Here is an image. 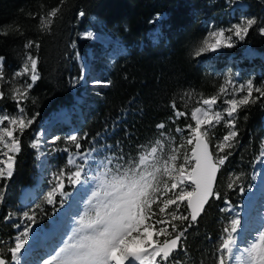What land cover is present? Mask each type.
<instances>
[{"label":"trees","instance_id":"16d2710c","mask_svg":"<svg viewBox=\"0 0 264 264\" xmlns=\"http://www.w3.org/2000/svg\"><path fill=\"white\" fill-rule=\"evenodd\" d=\"M244 1L246 12L256 20L245 41L264 50V37L258 32L264 25V0ZM225 8L223 0H0V56L4 57V77L0 84L4 99L0 100V106L11 104L8 86L12 70L19 66L26 52L38 61L39 79L23 104L25 115L30 119L35 116L37 121L49 110L68 103L72 96L69 79L78 74L74 49L90 46L77 39V32L93 15L122 40L127 52L107 68L104 80L111 83L97 87L93 104L78 124L79 134L88 140L111 129L106 140L115 161L121 165L134 164L142 149L157 142L163 143L164 155H172L173 149H179L176 162H180L191 148L186 144V125L193 123L191 109L203 98L219 97L221 77L204 68L199 61L203 54L195 57L194 51L202 46L207 19L221 20ZM53 11L56 12L54 17L50 15ZM81 11L85 13L83 17L79 16ZM156 14H163V17L153 24L151 20ZM49 19L50 24L42 23ZM153 27L159 30L156 40L148 37ZM29 42L32 46L25 47ZM5 80L9 82L4 83ZM254 82L255 87L264 88L261 77L255 76ZM253 95L259 94L254 92ZM173 103L187 116L176 118ZM263 111L264 97H261L256 103L241 106L236 113L238 136L231 148L220 152L221 156L228 157L214 185V192H219L220 198H210L190 227V216L188 221L173 222L176 232L169 227L171 236L187 228L177 247L176 264H220L224 261L220 246L225 229L229 227L224 205L235 206L249 183L260 146ZM160 123L165 125L163 129L157 127ZM31 127L32 124L22 135L17 132L21 151L15 155L12 177L5 179L3 201L0 202V247L10 244L14 235L15 223L5 218L18 213L19 187L32 181ZM220 127L219 123L211 130L218 132L219 138L225 133L218 131ZM177 128L183 131L178 132ZM181 144L185 146L181 148ZM77 150L83 151L84 147ZM235 176L241 179L229 189L230 178ZM159 191L162 190L159 188ZM156 201L157 198L144 205L142 214L158 212ZM36 205L30 213L45 221L52 208L42 202ZM158 218L156 215L152 220ZM0 256L6 258L1 252Z\"/></svg>","mask_w":264,"mask_h":264},{"label":"rangeland","instance_id":"374dc122","mask_svg":"<svg viewBox=\"0 0 264 264\" xmlns=\"http://www.w3.org/2000/svg\"><path fill=\"white\" fill-rule=\"evenodd\" d=\"M223 3L227 6L225 14L221 20L207 19L204 39L208 38L210 32L221 29L225 30V37L233 35L227 29L245 19H252L246 12L247 4L244 0H223ZM156 17L157 14L151 20L153 24H156L163 14H159L158 19ZM262 28L264 25L258 28L259 34ZM89 31L92 36L84 38L83 34ZM158 36V28H151L148 37L156 40ZM77 39L89 43L90 46L81 50L74 49L78 74L69 79L71 99L68 103L49 110L32 123L30 147L38 133L43 132V135L40 137V147H31L32 181L20 187V203L17 206L19 216L14 213L5 218L6 221L16 222L11 243L0 247V252L6 256L7 264H13L9 249L15 246L17 235H21L25 230H28L29 236L21 254L17 253L18 264H111L108 259L110 252L112 257L119 260H130L131 254L139 252L145 243L139 236L133 235L137 231L134 226L141 218L143 206L148 205L150 200L158 199L162 192L159 188L162 190L168 183L165 169L171 164V155H163L162 142L142 149L134 164L121 165L109 151L110 145L106 138L111 129H105L88 140L79 134L78 124L84 112L93 104L92 99L97 93V87L101 86L93 84V81H106L104 77L107 68L118 56L127 52V47L93 15L88 17V23L77 32ZM233 43L232 48L221 47L215 53H204L199 59L204 68L215 71L221 77L220 89H227L223 94L219 89L218 103L214 110L223 111L227 107L224 100L233 98V86L239 87L252 80L255 87V76L261 77L264 82V50L253 47L245 40L239 41L234 35ZM29 54L26 52L19 66L12 70L8 86L11 91V104L0 106V115H19L16 102L12 99L14 90L23 89L31 81L27 74L19 77L14 74L22 70ZM217 61L221 64L217 65ZM82 63L85 70L81 79ZM228 80L232 83H226ZM7 82L9 81H4ZM244 95L246 91L240 92L236 98ZM196 107H204L202 100L191 112ZM228 119L225 115L224 120L220 122L222 127L218 129L224 130V135L229 131L226 127ZM4 126H7V122ZM260 127V146L251 168L249 183L235 207L225 204V211L228 212V231H231L233 219H239L241 224L233 235L226 232L225 245L222 244L225 262L221 264H264V112L260 117ZM211 130L212 128L209 130V146L214 158H217L221 153L216 149V145L224 135L219 138L218 132L212 133ZM73 133L78 135L79 143L84 147L82 152L77 151L75 144L66 140V137ZM15 135L17 136V133ZM52 137H59L55 144L48 142ZM69 158L73 159L72 164H69ZM0 159H7L2 152ZM183 160L176 162L177 166L182 164ZM0 167L4 165L0 164ZM61 171L64 173L65 186L57 192L53 203L49 204L45 198L46 193L56 183L54 175L58 176ZM69 175L72 177L71 181L67 179ZM5 179L0 178V194L5 190ZM41 202L49 207L61 202V205L46 217V225L40 224L37 217L28 220L23 216L25 211H31L34 205ZM186 209V205H182L179 214L185 215ZM29 215L32 214L29 212ZM49 233L57 235L48 241H42V237ZM21 238L23 239L22 236ZM148 239H151L150 234ZM150 256L151 250L144 254L145 264H149Z\"/></svg>","mask_w":264,"mask_h":264},{"label":"snow or ice","instance_id":"6c2138e0","mask_svg":"<svg viewBox=\"0 0 264 264\" xmlns=\"http://www.w3.org/2000/svg\"><path fill=\"white\" fill-rule=\"evenodd\" d=\"M51 16H55L56 12L53 11ZM85 13L81 11L79 13L80 17H83ZM157 19L159 14H157ZM43 24L47 25L51 23V20L42 21ZM256 24L255 19H245L240 24H235L232 28L227 29L231 32L239 41H244L245 37L248 35L249 29ZM261 35H264V28L261 30ZM233 35L225 37V30L221 29L218 31H212L209 33L208 38L203 39L202 46H199L194 51V56L199 57L206 52H217L221 47L232 48L234 47ZM84 38L91 37L92 32L89 31L83 34ZM214 41V42H210ZM226 41V42H225ZM32 42H29L25 47H31ZM75 47V44H73ZM39 48V45H36ZM3 61L4 57L0 56V80L3 79ZM38 61L31 54L27 56V59L23 65L22 70L15 72V76L29 75L31 83H28L23 89L17 88L14 90V95L12 99L16 102V107L19 115L9 116L7 114L0 115V152L7 159H0V164L4 167H0V178H11L14 171L15 165V155L19 154L21 151V144L19 138L15 133L19 132L21 135L24 131L35 121V116L31 119L27 118L25 113V108L23 107L24 102L28 99L29 91L36 84L39 79V73L37 70ZM85 66L81 64V79L83 78ZM75 79V78H74ZM110 81H93V84H98L101 86L110 85ZM226 83H232L231 80L226 81ZM246 91V95L236 98L240 92ZM227 92L226 88H221L220 93ZM258 93V96L253 95V93ZM231 99H225L224 103L227 105L223 111L214 110V107L218 103V97L216 95L210 96L208 98L202 99V105L204 107H196L191 112V121L194 123H189L186 125L188 131V137L186 139V144L190 145V153H186L184 156L183 163L176 164L177 155L176 153L179 149H173V154L169 157L171 164L166 167L165 171L168 175V180L164 188L162 189L161 195L156 201L158 212H149L147 214H142L141 218L135 224L136 232L133 233L134 236H139L143 241L144 247L139 251L131 254V259L126 260L125 264H145L144 254L151 250V256L149 264H161V262H167L170 255L174 250L177 249L181 237L184 235V231L179 232L174 238L169 239L171 233L168 231L169 227L172 232L177 231L176 224L174 221H188L190 216V224L195 223L201 213L204 211L205 206L209 203L210 198L215 197L220 198L219 192H214V185L217 180V174L220 171V167L223 166L228 159L227 155L219 156L214 158L212 151H210L209 146V130L215 127L224 120L225 115L229 118L226 121V127L229 129L228 133L223 136L222 140L216 145L218 152H225L226 149L233 146L232 142L238 136L236 129V116L241 106H247L251 103H256L261 97H264V88L254 87L252 80H248L246 84L240 85L239 87L233 86V91L231 93ZM4 99V93L0 92V100ZM174 114L176 118L186 117L187 113L180 111L176 108L175 103L172 104ZM36 115H39L38 113ZM7 122V126L5 125ZM158 128L163 129L165 125L160 123L157 125ZM178 132L183 131L177 128ZM43 132L38 133L34 142H32L31 147L33 149H38L40 147L41 141L40 137ZM59 137H52L48 142L55 144ZM67 142L75 144V147L79 149L81 144L79 143L78 135L73 133L66 137ZM185 145L181 144L180 147L183 148ZM264 147V146H262ZM67 150V149H65ZM39 159V156L37 157ZM69 164L73 163V159L69 158ZM79 173H76L78 175ZM68 181H71L72 177L69 175L67 177ZM240 176H235L230 178V182L227 187L229 189L233 188V185L240 181ZM54 180L56 183L47 191L45 198L49 204H52L54 198L58 191L64 188V173L58 176L54 175ZM3 201V195L0 194V202ZM182 205H186L189 215L179 214ZM38 206V205H36ZM171 209V211H169ZM223 211V209H222ZM158 215L159 218L152 220L153 216ZM23 216L28 220H34V216L29 215L28 211L23 213ZM7 219V217H6ZM241 221L239 219H233L231 221V231L225 229L228 235H233L238 230ZM160 225V227H157ZM150 234L151 239H148ZM23 237V239L21 238ZM29 236L28 230H25L21 235H17L15 246L10 248L11 261L13 264H18L17 253L21 254V250L25 246V241ZM164 237L161 242L160 238ZM159 258V259H158ZM0 264H7L4 258H0Z\"/></svg>","mask_w":264,"mask_h":264},{"label":"bare ground","instance_id":"6f19581e","mask_svg":"<svg viewBox=\"0 0 264 264\" xmlns=\"http://www.w3.org/2000/svg\"><path fill=\"white\" fill-rule=\"evenodd\" d=\"M54 233H55V231H54ZM55 235H57V234H54V235H53V233H49L48 235L46 234V236L42 237V241H48V239H51V237H53ZM61 257H63V256H61ZM111 260H112V258H111Z\"/></svg>","mask_w":264,"mask_h":264},{"label":"water","instance_id":"95a60500","mask_svg":"<svg viewBox=\"0 0 264 264\" xmlns=\"http://www.w3.org/2000/svg\"><path fill=\"white\" fill-rule=\"evenodd\" d=\"M175 236H173L172 238H174ZM171 239V238H170Z\"/></svg>","mask_w":264,"mask_h":264}]
</instances>
